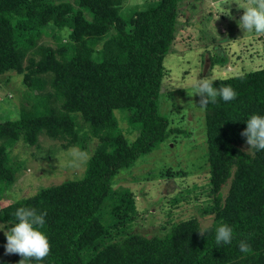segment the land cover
<instances>
[{"label": "trees", "instance_id": "trees-1", "mask_svg": "<svg viewBox=\"0 0 264 264\" xmlns=\"http://www.w3.org/2000/svg\"><path fill=\"white\" fill-rule=\"evenodd\" d=\"M123 1L0 0V220L18 223L20 207L47 212L42 230L51 252L29 264H264V150L250 148L241 135L251 114L264 115L263 60L259 68L214 81L217 88L232 86L237 96L229 102L218 97L203 109L208 151L201 165L207 163L209 182L200 212L213 216L212 223L203 227L196 216L176 220L169 212L158 233L134 230L143 216L139 193L116 188V177L177 140L180 129L161 111L160 96L168 73L164 60L174 52L183 17L182 0H146L128 12ZM45 37L55 46L42 43ZM229 61L216 53L212 66ZM12 72L21 76L20 107L2 101L15 97L3 94ZM42 136L59 141L58 149L91 153L83 174L8 200L4 191L26 163L15 146H35L32 156L41 158ZM182 173L160 167L153 174ZM179 201L175 196L172 205ZM221 223L233 228L234 237L216 246ZM241 240L251 253L240 251ZM20 259L16 254L2 264Z\"/></svg>", "mask_w": 264, "mask_h": 264}, {"label": "rangeland", "instance_id": "rangeland-1", "mask_svg": "<svg viewBox=\"0 0 264 264\" xmlns=\"http://www.w3.org/2000/svg\"><path fill=\"white\" fill-rule=\"evenodd\" d=\"M240 2L245 3L246 0ZM146 3V0H124L123 10L128 12L133 7H143ZM222 7L231 9V17L223 13L226 10ZM180 9L183 24H180L181 30L173 43L174 52H169L164 60L168 73L164 78L160 96L161 111L171 117L174 127L180 129L176 133L177 140L171 143L164 142L146 158L138 159L130 170L127 169L116 177L115 184L116 188L128 187L139 193L138 204L143 216H139V223L134 226V230L148 235L159 232L158 224L169 218V212L176 220L196 216L203 227L209 226L213 221V216H203L200 212L207 198L209 168L207 163L201 164L208 148L205 143V119H203L205 112L200 107V96L198 94L190 96L193 92L190 81L197 73H199L198 78L210 75L219 78L237 75L259 68L264 61V34L244 32L239 27L238 21L244 10L235 2L221 6L220 0H182ZM185 26L187 28H184ZM188 37L189 40L190 37L194 40L193 42L190 40V44ZM203 38L208 40L203 41ZM200 41L201 43L197 45ZM42 43L55 46L51 37L43 38ZM244 43H246L243 46L245 49L240 53L243 48L241 44ZM255 51L262 55L258 56ZM216 53L230 60L227 66L223 67L219 64L212 66ZM239 53L240 56H237ZM234 63L238 64L233 67ZM12 73V81L7 83L5 92L3 90L2 92L4 95L7 92L13 95L15 93V97L11 99L3 96L2 101L20 107L17 85L21 81V76ZM3 107L8 109L5 105ZM9 114L11 115L12 112H8ZM59 143L49 137L39 138L38 144L43 156L41 158L32 156L37 151L35 146L28 149L24 148L22 143L15 146L14 150L19 154L20 160L26 163L15 183L4 191L8 200L15 201L34 195L42 187L60 184L83 174L85 164L73 166L69 156L70 150L81 149L79 147L58 149ZM89 155L91 156V153ZM160 167L180 170L185 173L181 174L184 177L169 178L167 175L155 177L156 175L153 174L155 168ZM228 187L229 184L224 186V193L227 192ZM198 193L200 195L196 199ZM175 196L180 198V201L173 206L172 199ZM0 224L5 226L4 229H0V264H2L16 255L5 252L7 243L5 230L13 227L15 223L0 220Z\"/></svg>", "mask_w": 264, "mask_h": 264}, {"label": "clouds", "instance_id": "clouds-1", "mask_svg": "<svg viewBox=\"0 0 264 264\" xmlns=\"http://www.w3.org/2000/svg\"><path fill=\"white\" fill-rule=\"evenodd\" d=\"M233 2L244 10L238 21L239 27L244 32L264 34V0H246L245 3H241L240 0H220V5H231ZM223 9L226 10L223 13L231 17V9ZM198 74L190 81V86L193 89L190 96L197 94L200 96L199 103L202 109H206L209 103L215 104L218 97L225 102L236 98L237 92L232 86L214 87V81L219 80V77L210 75L198 78ZM238 75L242 78V74ZM177 87L184 88V86ZM246 124V128L241 133L242 136L246 137V143L250 148L257 151L264 150V115L251 114L246 120ZM69 156L73 166H82L90 159L89 153L79 149L70 150ZM14 215L19 222L5 230L7 238L6 254H19L22 259L19 260L18 264H29L33 259L36 261L44 260L51 252L50 240L42 230L46 223L47 212L38 211L34 207H20ZM4 228L5 226L0 224V229ZM204 231L199 232L203 235ZM215 232L216 246L232 243L234 230L227 223H221ZM239 249L242 253L252 252V247L246 240L239 242Z\"/></svg>", "mask_w": 264, "mask_h": 264}]
</instances>
